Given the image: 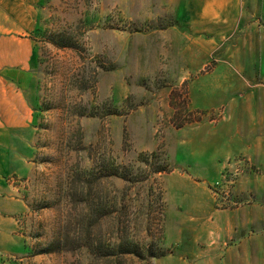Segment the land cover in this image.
Returning a JSON list of instances; mask_svg holds the SVG:
<instances>
[{
    "label": "rangeland",
    "instance_id": "rangeland-1",
    "mask_svg": "<svg viewBox=\"0 0 264 264\" xmlns=\"http://www.w3.org/2000/svg\"><path fill=\"white\" fill-rule=\"evenodd\" d=\"M188 3L0 1V264H223L184 222L169 145L229 105L264 115V0L214 25ZM215 176L194 179L220 206Z\"/></svg>",
    "mask_w": 264,
    "mask_h": 264
},
{
    "label": "crops",
    "instance_id": "crops-1",
    "mask_svg": "<svg viewBox=\"0 0 264 264\" xmlns=\"http://www.w3.org/2000/svg\"><path fill=\"white\" fill-rule=\"evenodd\" d=\"M0 1L10 7L14 0ZM188 1L185 13L191 16L193 4L200 6L203 24L214 25L219 16L231 12L226 8L231 0ZM221 91L222 87L215 85L210 92L217 97ZM175 134L169 153L178 160L180 172L169 176V182L172 195L178 194L185 207L184 222L193 231L198 226L207 254L223 257V264H264V169L259 175L262 179L253 171L239 180L242 202L230 208L220 207L205 181L194 179L220 175L226 162L237 156L264 166V115L248 105H229L219 120L193 122L176 128ZM185 184L191 190L185 191Z\"/></svg>",
    "mask_w": 264,
    "mask_h": 264
},
{
    "label": "built area",
    "instance_id": "built-area-1",
    "mask_svg": "<svg viewBox=\"0 0 264 264\" xmlns=\"http://www.w3.org/2000/svg\"><path fill=\"white\" fill-rule=\"evenodd\" d=\"M244 159V158H243ZM245 160V159H244ZM244 160H240V163H244ZM240 164L234 170L230 168H225L221 173L220 178H218L214 183L215 191L220 199V207H229L230 205H238L240 204L237 200H235V192L236 186L240 176L243 174V170L241 169Z\"/></svg>",
    "mask_w": 264,
    "mask_h": 264
},
{
    "label": "trees",
    "instance_id": "trees-1",
    "mask_svg": "<svg viewBox=\"0 0 264 264\" xmlns=\"http://www.w3.org/2000/svg\"><path fill=\"white\" fill-rule=\"evenodd\" d=\"M57 42H54L56 44H58V46L60 47H69L70 46V41L71 40H67V37H58V38H55ZM201 118H198V119H188V120H185L183 122H180L178 124V126H183L185 123H190V122H193V121H196V120H200ZM168 169L166 167H161V168H157V169H154V172H162V171H167ZM135 245H133L132 243L130 242H126L124 244V248L122 249V252L123 253H127V254H136L137 253V249L134 247ZM138 254V253H137ZM140 255V254H138Z\"/></svg>",
    "mask_w": 264,
    "mask_h": 264
}]
</instances>
